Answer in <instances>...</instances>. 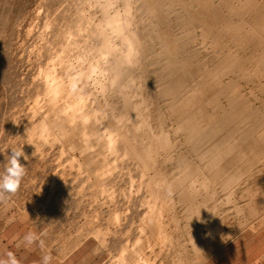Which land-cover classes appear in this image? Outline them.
<instances>
[{
    "label": "bare ground",
    "instance_id": "1",
    "mask_svg": "<svg viewBox=\"0 0 264 264\" xmlns=\"http://www.w3.org/2000/svg\"><path fill=\"white\" fill-rule=\"evenodd\" d=\"M12 36L31 71L9 74L0 164L29 159L0 232L29 210L39 254L91 241L106 264H219L264 236V0H0L2 72Z\"/></svg>",
    "mask_w": 264,
    "mask_h": 264
},
{
    "label": "rangeland",
    "instance_id": "2",
    "mask_svg": "<svg viewBox=\"0 0 264 264\" xmlns=\"http://www.w3.org/2000/svg\"><path fill=\"white\" fill-rule=\"evenodd\" d=\"M31 4L33 5V2H31ZM23 6H29V3H23ZM89 7H88L89 12L91 11V13L92 12L96 13L97 9L95 10V8H96L95 6L91 5ZM38 11H39V13L41 12L40 10H38ZM15 23L16 22H14V24H13L14 26H15ZM18 23L19 22H17V25H18ZM19 24H20V26H23V23L22 24L19 23ZM13 25H12V27H13ZM17 25L15 27H17ZM18 27H19V25H18ZM12 37L8 38V42L5 43L3 51H4L5 56H7L8 54L9 55L11 54L10 56L14 55L13 56V58H15L14 66L16 65V67H15L16 70L15 69L14 70L10 69L11 71L8 70L6 68L7 65H5L6 64L5 63V64H2V66L5 65V68L7 69V72L4 71V72H6V73H4V72H2L3 67L1 68V66H0V69H1L0 70V81L3 78H5L7 81V76H8L9 83H11L12 81H15V80L17 81L16 78H19V76H20L19 79L22 81V78L24 77L23 79H25L26 76L28 75V73H30L28 71L31 69L30 64L26 60V54H25V50L27 51L28 47L27 46H24V47L22 46V48H21V46L18 47L20 45L19 38L16 39V36H12ZM14 40H15V42H13ZM11 41L13 43H11ZM16 42L19 44L16 45ZM9 44H11V45H9ZM14 46H16V48ZM17 47L19 48L20 51H23V53L20 52L19 50H16ZM15 51H16V54H15ZM22 59H24L25 61ZM27 65H28V67H27ZM5 68H4V70H5ZM13 71H14V73H13ZM17 71H18V73H17ZM8 72H12V73H8ZM20 72H21V75H20ZM1 73L5 74V75L7 74V75L5 76ZM15 73H17L18 75H14L15 80H11V82H10L11 76H9V74H11L13 76V74H15ZM23 74H26V76ZM13 79H14V77H13ZM19 79H18L19 84L21 83L19 85L20 87L19 86L17 88L12 87L14 85H16V86L18 85V83L15 81L16 84L12 83V84H10L11 86L10 85L8 86L11 89L9 88L7 90V94H8V95H6L7 97L4 95L3 96L0 95V116L2 115V113L5 109H7L9 106H11L13 102L18 100V99L16 100V98H19L18 96H20V94H21V96L23 95V90H25L26 87L23 85V83ZM21 85H22V87H21ZM13 89L14 90L19 89V90H17L18 92L15 90L16 91L15 92ZM12 90H13V92H11ZM8 91H9V93H8ZM9 94H10V96H9ZM13 95L17 96V97H14ZM10 98H12L13 100H11ZM8 100H10V101H8ZM11 101H13V102H11ZM3 105H4V107H3ZM5 107H7V108H5ZM5 133L0 134V139H1L0 140V145H1L0 148H3V137L1 138V135L3 136V135H5ZM10 210H11V208H10ZM5 212H3V213L6 215H9L11 211L7 210ZM3 215L0 216V221L2 220ZM30 216L32 217L33 213L29 210L26 211L25 213H23L17 219L16 222L14 221L7 228L4 229L3 232H5V233H4V235H0V239L3 238L4 239L3 243H7L9 245L8 249L12 250V252L16 255V257H19L20 264H42L41 258L44 255V253L43 254L40 253L41 254V256H40L39 252H41V247L39 246V243L38 242L34 243L31 246H25L24 244L21 243V241H22V239L26 233L31 231V232H35L38 234L42 230L45 229L44 224H42L38 227L33 226L29 222ZM76 217H77V219L79 218L78 215H76ZM26 220H28V221H26ZM231 248H232V250H230ZM39 249H40V251H39ZM263 252H264V236L259 238L257 242H242V241L237 240L232 245V247L229 248V255L227 256L228 258L226 257L227 259L226 258H225L226 260L223 259L222 261L219 262V264H250L254 258L260 256ZM45 254H50V253L46 252ZM51 254H53V253H51ZM51 256L53 257L51 264H106V260H107V256L104 253L100 254V255H96L93 253L92 247H91V241L81 245L79 248H77L75 251H73L71 254L67 255L63 260H61L60 263H59V260L56 258L55 255H51Z\"/></svg>",
    "mask_w": 264,
    "mask_h": 264
},
{
    "label": "clouds",
    "instance_id": "3",
    "mask_svg": "<svg viewBox=\"0 0 264 264\" xmlns=\"http://www.w3.org/2000/svg\"><path fill=\"white\" fill-rule=\"evenodd\" d=\"M22 156L25 160L29 159L28 156L25 155L22 147L19 150L12 148L11 155L6 156L5 162L0 164V202L10 200L21 187L27 171V168L20 163L19 158ZM167 195H172L171 187L167 190ZM45 235L46 233L43 231L38 234L30 231L24 235L21 243L25 246H31L38 242L39 246L43 249L44 240L42 237ZM206 235L210 236L211 233H207ZM41 259L42 264H51L53 257L50 254H44ZM0 264H20V261L16 258L14 253L8 252L7 259L0 260Z\"/></svg>",
    "mask_w": 264,
    "mask_h": 264
},
{
    "label": "crops",
    "instance_id": "4",
    "mask_svg": "<svg viewBox=\"0 0 264 264\" xmlns=\"http://www.w3.org/2000/svg\"><path fill=\"white\" fill-rule=\"evenodd\" d=\"M4 231V230H3ZM0 232V235H4L5 232ZM4 239L1 238L0 239V260H5L7 259V253L8 252H12V250L8 249V244L7 243H3ZM13 253V252H12ZM16 256V255H15ZM19 260V257H16ZM20 261V260H19Z\"/></svg>",
    "mask_w": 264,
    "mask_h": 264
}]
</instances>
